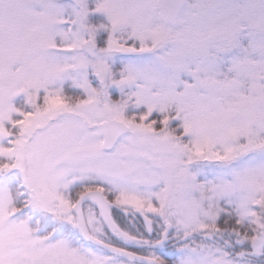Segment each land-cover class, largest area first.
I'll return each instance as SVG.
<instances>
[{
	"label": "snow or ice",
	"instance_id": "obj_1",
	"mask_svg": "<svg viewBox=\"0 0 264 264\" xmlns=\"http://www.w3.org/2000/svg\"><path fill=\"white\" fill-rule=\"evenodd\" d=\"M0 264H264V0H0Z\"/></svg>",
	"mask_w": 264,
	"mask_h": 264
}]
</instances>
